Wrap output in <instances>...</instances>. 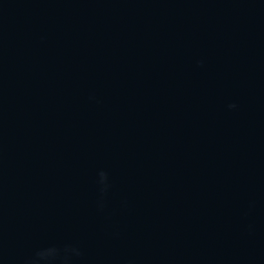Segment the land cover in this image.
Returning a JSON list of instances; mask_svg holds the SVG:
<instances>
[{
    "label": "water",
    "instance_id": "1",
    "mask_svg": "<svg viewBox=\"0 0 264 264\" xmlns=\"http://www.w3.org/2000/svg\"><path fill=\"white\" fill-rule=\"evenodd\" d=\"M0 264H264V0H0Z\"/></svg>",
    "mask_w": 264,
    "mask_h": 264
}]
</instances>
